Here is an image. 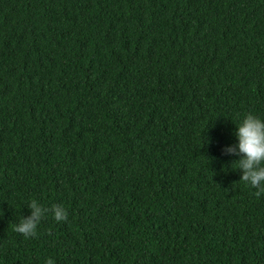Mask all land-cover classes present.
I'll return each instance as SVG.
<instances>
[{
	"label": "trees",
	"instance_id": "trees-1",
	"mask_svg": "<svg viewBox=\"0 0 264 264\" xmlns=\"http://www.w3.org/2000/svg\"><path fill=\"white\" fill-rule=\"evenodd\" d=\"M248 114L264 0H0V264H264Z\"/></svg>",
	"mask_w": 264,
	"mask_h": 264
},
{
	"label": "clouds",
	"instance_id": "clouds-1",
	"mask_svg": "<svg viewBox=\"0 0 264 264\" xmlns=\"http://www.w3.org/2000/svg\"><path fill=\"white\" fill-rule=\"evenodd\" d=\"M238 144L226 148L224 151L240 159L232 162L236 164L242 172L240 181L249 184L257 189L255 195L259 197L264 194V120L253 114H248L237 127L234 133ZM31 215L23 218L19 225L14 227V231L23 234L25 238L35 237L36 228L40 223L47 208L42 207L36 200L29 204ZM54 219L57 222L66 221L67 213L62 206L54 205L52 208ZM46 264H54L49 258Z\"/></svg>",
	"mask_w": 264,
	"mask_h": 264
}]
</instances>
